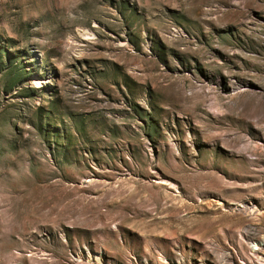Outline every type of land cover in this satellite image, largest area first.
Listing matches in <instances>:
<instances>
[{
  "label": "rangeland",
  "instance_id": "rangeland-1",
  "mask_svg": "<svg viewBox=\"0 0 264 264\" xmlns=\"http://www.w3.org/2000/svg\"><path fill=\"white\" fill-rule=\"evenodd\" d=\"M0 264H264V0H0Z\"/></svg>",
  "mask_w": 264,
  "mask_h": 264
},
{
  "label": "bare ground",
  "instance_id": "bare-ground-1",
  "mask_svg": "<svg viewBox=\"0 0 264 264\" xmlns=\"http://www.w3.org/2000/svg\"><path fill=\"white\" fill-rule=\"evenodd\" d=\"M35 83H36V84H39V81H38V79H35Z\"/></svg>",
  "mask_w": 264,
  "mask_h": 264
}]
</instances>
